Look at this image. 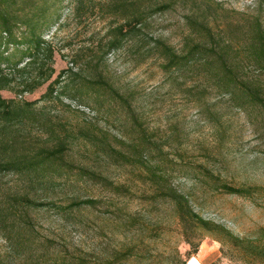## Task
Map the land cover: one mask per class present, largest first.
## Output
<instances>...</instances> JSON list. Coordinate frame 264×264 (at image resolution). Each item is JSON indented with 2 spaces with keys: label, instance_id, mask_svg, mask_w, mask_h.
Segmentation results:
<instances>
[{
  "label": "rangeland",
  "instance_id": "1",
  "mask_svg": "<svg viewBox=\"0 0 264 264\" xmlns=\"http://www.w3.org/2000/svg\"><path fill=\"white\" fill-rule=\"evenodd\" d=\"M82 1L85 6L77 13L78 0H66L62 23L53 27L51 37L46 35L55 47V74L71 69L62 81L68 83L67 91L74 92L78 86L73 84L72 73L88 76L91 71L85 61L99 58L107 78L128 95L140 126L125 107L109 98L100 105L84 93L77 94L83 103L66 94L60 101L45 104L51 118L71 131L95 123L109 134L119 153L100 151L84 139L70 138L66 159L105 180L69 173L65 188L69 199L96 202L69 221L51 210L39 213L41 230L65 238L70 250L81 249L102 259L115 250L134 247L136 255L123 264H183L192 253L201 260L209 257L210 263L264 264V111L247 103L238 105L233 96L211 88L201 93L192 78L174 76L173 80L161 71L160 61L150 50L155 37L179 50L190 30L186 15L196 12L195 5L173 0L168 8H159L156 5L167 0L146 1L155 7L151 6L139 31L141 48L137 39L128 40L123 48L108 52L103 62L107 30L120 17L105 11L107 0ZM216 1L225 10L218 12L216 21L215 16H208L215 29L256 13L264 23V0L261 7L259 0ZM247 72L264 81V72L254 67ZM45 87L24 97L38 99ZM1 93L14 96L7 90ZM141 129L148 139L142 163L121 154L131 157V142L139 139ZM154 165L169 175L172 186L186 196L192 210L211 229L181 214L176 203L163 194L162 186L150 178L149 167ZM4 178L10 184H21L14 175ZM222 183L247 188L249 193H228L220 187ZM3 245L0 237V248Z\"/></svg>",
  "mask_w": 264,
  "mask_h": 264
},
{
  "label": "trees",
  "instance_id": "2",
  "mask_svg": "<svg viewBox=\"0 0 264 264\" xmlns=\"http://www.w3.org/2000/svg\"><path fill=\"white\" fill-rule=\"evenodd\" d=\"M65 1L0 0V237L4 242L0 248V264H123L136 255L134 247L130 246L113 251L105 259L94 253L81 252V249L70 250L65 238L45 233L39 226L37 216L41 212L51 210L63 221H69L96 202L90 198L69 199L65 190L69 173L76 172L98 182L105 180L93 170L74 167L66 159L70 138L84 139L100 151L119 153L111 145L109 134L95 123L71 131L51 118L45 104L55 99L60 101L66 94L83 103L80 95L84 93L100 105L105 98L117 101L129 111L134 123L138 121L128 95L120 92L107 78L103 68L99 67V58L91 57L85 61V68L91 71L88 76L72 73L73 84L78 86L74 92L67 91L68 83L62 81L71 69H62L55 74V47L50 35L53 27L62 23ZM146 1L107 0L105 11L119 16L120 20L115 19L107 30L103 62L108 52L123 48L128 40L137 39V46L141 48L139 31L147 13L155 7ZM186 1L195 5L196 12L186 15L190 30L181 48L177 50L159 37L152 41L150 50L160 61L161 71L173 80L176 79L174 76L192 78L202 88L201 93L211 88L233 96L238 105L247 103L264 111V81L247 72L250 67L264 72V23L260 14L247 16L243 21H229L223 28L215 29L208 16L213 15L217 20L218 12L225 10L220 2L200 0L204 4L202 7L196 0ZM173 2L167 0L156 7L168 8ZM258 2L261 7V0ZM84 6V2L78 0L76 12ZM44 84L45 91L38 99L24 97ZM3 90L14 96L4 97ZM39 102L45 103L38 105ZM140 131L139 139L131 142L134 152L131 157L120 153L126 159L142 163L148 139L144 129ZM149 168L150 178L162 186L163 194L176 203L181 214L207 229L212 228L192 210L186 196L172 186L169 175L160 166ZM7 175H14L21 184L8 183L4 178ZM220 187L232 194L249 193L247 188L224 183Z\"/></svg>",
  "mask_w": 264,
  "mask_h": 264
},
{
  "label": "built area",
  "instance_id": "3",
  "mask_svg": "<svg viewBox=\"0 0 264 264\" xmlns=\"http://www.w3.org/2000/svg\"><path fill=\"white\" fill-rule=\"evenodd\" d=\"M184 264H204V263L199 258V256L197 254H191L186 258ZM216 264H226V263L225 262H219Z\"/></svg>",
  "mask_w": 264,
  "mask_h": 264
},
{
  "label": "crops",
  "instance_id": "4",
  "mask_svg": "<svg viewBox=\"0 0 264 264\" xmlns=\"http://www.w3.org/2000/svg\"><path fill=\"white\" fill-rule=\"evenodd\" d=\"M202 261H203V263H205V264H210L211 259H210L209 257H203V258H202Z\"/></svg>",
  "mask_w": 264,
  "mask_h": 264
}]
</instances>
